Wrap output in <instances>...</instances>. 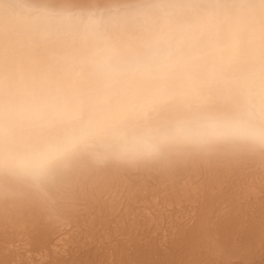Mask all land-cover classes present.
<instances>
[{"label":"snow or ice","instance_id":"6c2138e0","mask_svg":"<svg viewBox=\"0 0 264 264\" xmlns=\"http://www.w3.org/2000/svg\"><path fill=\"white\" fill-rule=\"evenodd\" d=\"M264 158V0H0V169Z\"/></svg>","mask_w":264,"mask_h":264},{"label":"bare ground","instance_id":"6f19581e","mask_svg":"<svg viewBox=\"0 0 264 264\" xmlns=\"http://www.w3.org/2000/svg\"><path fill=\"white\" fill-rule=\"evenodd\" d=\"M257 254L264 259L258 154L172 172L90 156L39 181L0 169V264H255Z\"/></svg>","mask_w":264,"mask_h":264},{"label":"rangeland","instance_id":"374dc122","mask_svg":"<svg viewBox=\"0 0 264 264\" xmlns=\"http://www.w3.org/2000/svg\"><path fill=\"white\" fill-rule=\"evenodd\" d=\"M180 223H181V222H180ZM163 242H164V241H163ZM161 243H162V242H161ZM161 243H160V244H161ZM165 243H168V242H164L162 245H160V244H158V243H157V244H158V247H159V245H160V247L162 248V247L166 246ZM169 245H170V244H169ZM155 247H156V244H155ZM168 247H169V246H168ZM158 249H159V248H158ZM164 250L167 251V250H169V249H166V247H165L164 249H162L163 253H164ZM72 251H74V250H72ZM78 251H79V250H78ZM80 251H81V250H80ZM156 251H157V250H156ZM166 251H165V254H166ZM157 252H158V251H157ZM160 253H161V250H160ZM157 254H158V253H157ZM256 256H257V257H261L262 254H261V256H260V255L258 256V254H257ZM263 257H264V256H263ZM63 258H64V257H63ZM261 259H262V262H261V263L264 264V259H263L262 257H261ZM261 259L259 258V259H257V260H260V261H261ZM254 262H256L255 264H259V263H260V262H257V261H256V257H255V261H253V263H254ZM261 263H260V264H261ZM36 264H37V263H36ZM249 264H252V263H249Z\"/></svg>","mask_w":264,"mask_h":264}]
</instances>
